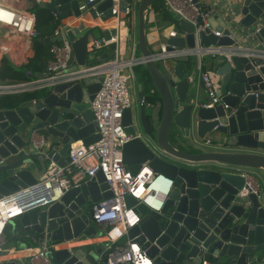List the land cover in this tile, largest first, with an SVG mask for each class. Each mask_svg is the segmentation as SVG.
Returning a JSON list of instances; mask_svg holds the SVG:
<instances>
[{
  "label": "water",
  "instance_id": "obj_1",
  "mask_svg": "<svg viewBox=\"0 0 264 264\" xmlns=\"http://www.w3.org/2000/svg\"><path fill=\"white\" fill-rule=\"evenodd\" d=\"M65 1L38 4L59 11ZM110 1L91 0L86 6L95 5L101 11ZM153 1L139 0L137 7L135 56L142 60L136 71L138 103L127 107L122 117L126 130L137 135L123 145V161L132 173L147 161L173 182L160 211L148 210L131 194L125 196L128 205L137 203L140 220L118 242L136 241L152 264H202V260L206 264H264V57H210L208 66L216 71L222 96L219 103L206 107L202 105L203 86L189 65L190 54L152 55L192 48L196 41L202 46L241 41L264 48V0H233L224 8L236 14L235 30L226 26L225 12L219 15L215 7L206 5L212 25L220 17L221 24L215 26L222 30L220 36L207 29L196 38L193 25L180 17L165 44L156 50L149 47L145 33V13ZM126 2L120 0L122 10ZM113 33V28L81 31L71 26L43 40L71 41L72 52L62 71L69 72L114 55V43L99 58H90L93 52L87 47L91 39ZM23 71L33 76L30 69ZM102 78L60 80L43 88L45 92L35 101L0 108V196L33 183L44 171L45 154L30 147L33 132L57 138L54 157L62 165L69 161L71 142L90 143L100 137L89 100ZM246 172L259 183L258 192L239 193ZM111 194L98 171L67 189L59 200L28 209L16 217L18 221L10 219L11 231L26 232L32 242L45 241L50 264H107L101 240L77 242L100 234L92 203ZM64 243L68 244L59 246ZM0 264L24 262L14 257Z\"/></svg>",
  "mask_w": 264,
  "mask_h": 264
},
{
  "label": "built area",
  "instance_id": "obj_2",
  "mask_svg": "<svg viewBox=\"0 0 264 264\" xmlns=\"http://www.w3.org/2000/svg\"><path fill=\"white\" fill-rule=\"evenodd\" d=\"M15 1V3H21L23 0ZM230 1L220 0V4L215 8L219 15L222 12L226 13V26L230 25V28L235 30V12L231 8L224 9L230 6ZM10 2V0H0L1 60L12 59V55L18 50L19 53L22 50L23 54L26 52L23 47L30 49L25 46V43L30 44L32 37L38 32L35 12ZM113 2V11L118 18L122 15L128 17L133 14L132 3H137V0H127L123 10L120 8V0H113ZM163 3L166 9L175 13L178 18H184L193 25L196 38L199 37L200 32H205L207 29L217 36L223 34L222 30L211 24L210 9L203 6L200 0H163ZM53 12L58 16L56 10ZM52 28L56 33L60 30L66 31L70 26L69 24H54ZM229 35L232 33L230 32ZM132 42L130 55L124 56L121 51L122 40L117 32L109 37H95L89 42V50L95 53L100 50L108 51L110 45L114 43V55L103 59H100L98 55L99 60L95 63L80 66L73 71L62 72L67 67V60L72 52L71 41L62 38L52 43L50 47L52 57L47 62L43 76L18 81L0 78V93H7L42 89L60 80L79 81L88 75L103 76L99 87L89 100L93 120L97 127L96 131L100 134L97 140L85 143L77 139L71 142L68 150L69 161L62 165L54 157L59 145L52 143L41 132L32 133L30 147L36 153L45 154L46 166L33 183L0 196V203L9 202L6 207L7 214L0 210V245L10 219L16 218L35 206H45L59 200L67 189L88 180L101 171L112 194L92 203V216L95 223L107 225L104 231L97 235L104 244L103 253L106 263L152 264L151 258L136 241L126 239L122 243L118 242L126 234L127 229L140 220L136 209L137 203L128 205L125 196L131 194L138 199V202L144 203L148 210L160 211L173 182L168 175L155 172L147 165V161L142 163L137 173H132L123 161V145L137 135L127 131L122 121L124 110L133 106L129 82L136 77L135 65L142 63L140 57L135 56L136 43ZM175 51H160L152 55L153 57L175 54L193 55L196 58L195 67L198 70L199 79L207 92V100L202 104L206 107L219 103L222 94L216 71L206 66L203 60L204 55L211 54L215 57L219 54L225 60H230L232 55L253 56L257 54L264 57V48L247 46L241 41L227 45L210 44L208 46H202L196 41L195 47H183ZM146 139L150 141V137ZM146 166L150 168V171L142 172ZM243 175L246 177V182L240 188L239 193L247 194L250 190L258 192L257 180L247 172ZM153 183H156L155 187L148 189ZM140 185L147 190L145 196L144 194L137 196V188ZM149 196L151 198H148ZM14 206L19 211L11 214ZM113 231L115 233H112ZM47 249L48 244L45 241L40 242L29 254L26 264H50L46 255ZM206 262L202 260V264Z\"/></svg>",
  "mask_w": 264,
  "mask_h": 264
},
{
  "label": "crops",
  "instance_id": "obj_3",
  "mask_svg": "<svg viewBox=\"0 0 264 264\" xmlns=\"http://www.w3.org/2000/svg\"><path fill=\"white\" fill-rule=\"evenodd\" d=\"M10 3L17 4L18 6L21 7H26L28 9L33 10V12H36L38 14H43L45 12H52L56 9H51L49 7H42L46 9H41L39 10L38 3L41 1H47V0H23L21 3H15V0H10ZM91 1V0H90ZM89 2V0H77V2H73L71 0H66L63 8L61 10H56L58 13V16L52 12L51 17L49 18V27L50 29H53L54 24L51 23L55 19L59 21V24H69L70 27L72 26L75 29L85 31V30H92V29H108V28H113L114 32H117V34L120 36L122 40V53H124V56H129L132 46L131 44L133 43L132 41H135L136 47H135V54L138 53V45H137V15L134 12L131 15H128V17L122 15L119 16L118 18L114 16V11H113V0L110 1V4L105 8L108 12L106 13V10H101L98 11L95 7V5L91 7H87L86 4ZM203 6L206 7V5H211V7H216L220 4V0H200ZM233 3V0L230 1ZM164 5V3H163ZM38 7V10L36 8ZM165 7V6H164ZM166 8V7H165ZM168 10V9H167ZM169 11V10H168ZM61 12H63L61 14ZM171 12V11H169ZM171 14L175 15V13L171 12ZM145 19H146V27H145V33L147 36L148 40V45L152 50H156L161 48L165 44V39L169 35L171 29L174 28V23L170 21L169 18L163 17L159 12L154 10L152 6H150L145 13ZM46 21L42 20H37L36 22V27L38 29H44ZM221 24L220 17L217 16L215 20V24L213 26H218ZM90 42V41H89ZM89 42L87 44V47L89 46ZM25 46H28L30 49L25 48L26 50V55L28 57V61H24L26 63H29L32 55H33V49H32V44L30 41L29 43H25ZM89 50V49H88ZM91 51V50H90ZM109 51V50H108ZM120 51V52H121ZM93 52V51H91ZM106 52L104 50L97 51L96 53L93 52L90 56V58H97L98 55H100ZM23 53L22 55H24ZM22 57L19 56L16 58V56L13 54L12 57V62L16 66L20 64L19 62H22ZM210 57H213L211 54H206L203 56V60L208 66V59ZM214 58V57H213ZM1 60V59H0ZM195 60L196 58L194 57V72H195V78L198 80V83L202 85L199 75H198V70L195 67ZM1 62V61H0ZM16 78H24V77H9L4 80H12V81H17ZM33 78H38V76L33 75ZM29 79L25 78L24 80ZM31 79V78H30ZM21 80V79H20ZM195 80V79H194ZM203 86V85H202ZM130 87H131V92H132V98H133V106H136L138 103L137 100V91H138V78L135 77V79H132L130 82ZM202 98L204 101L207 100V92L206 89L203 87V92H202ZM42 131V130H40ZM48 139L52 143H58L56 140L57 138H51L48 137ZM10 224V223H9ZM11 225V224H10ZM106 225L102 224L98 227L99 231L102 232L103 229L105 228ZM12 227V225H11ZM11 227L6 229L7 231L10 230V233L12 235H7V231H5L3 239L1 240V245H0V260H7V259H12L14 257L19 258L20 261L22 260L24 264L28 263V256L29 254L35 250V248L40 244V242H32L30 239V235L25 233V238L19 237V238H14V232L12 233ZM15 231V230H14ZM29 240V241H28ZM101 238L98 236L90 237L87 238L86 240H80L77 243H84L87 241H100ZM42 242V241H41ZM68 243L64 244H59V246H64L67 245ZM104 249V248H103Z\"/></svg>",
  "mask_w": 264,
  "mask_h": 264
},
{
  "label": "trees",
  "instance_id": "obj_4",
  "mask_svg": "<svg viewBox=\"0 0 264 264\" xmlns=\"http://www.w3.org/2000/svg\"><path fill=\"white\" fill-rule=\"evenodd\" d=\"M152 8L159 12L163 17L169 18L171 22L176 23L178 20L177 15L171 14L163 5V0H154L151 4ZM41 9H46L39 7V10ZM37 11L38 7L36 8ZM49 12H45L43 14H36V22L37 20H45V30L44 29H39L38 27V32L32 37L31 39V44H32V49H33V55L29 61V63L26 64L25 67L21 68V75L17 76L16 74V65L13 64L10 60L4 58L0 62V78H9L11 76L13 77H27L28 75L23 71L24 69H30L33 72V75L36 73L43 72L46 69L47 62L49 59L52 57V52L50 50V47L52 43L58 42V40L54 41H44L43 37L44 36H52L53 35V29H50L49 27ZM140 68V64L135 65V70L137 71ZM45 91L44 89H34V90H24V91H18V92H7V93H0V108L1 107H15L19 103L30 100V99H35L41 94H43ZM107 226V225H106ZM7 229V227H6ZM7 231V230H5ZM25 233L26 232H21L18 229H15L14 231V238H19V237H24L25 238ZM7 235H12L10 233V230L7 231ZM21 235V236H20ZM29 241V240H28Z\"/></svg>",
  "mask_w": 264,
  "mask_h": 264
},
{
  "label": "rangeland",
  "instance_id": "obj_5",
  "mask_svg": "<svg viewBox=\"0 0 264 264\" xmlns=\"http://www.w3.org/2000/svg\"><path fill=\"white\" fill-rule=\"evenodd\" d=\"M138 2H139V0H137V3H132V9H133V12H135L136 13V15H137V7H138ZM38 7H39V5H38ZM31 10V9H30ZM34 10V9H33ZM33 10H31V11H33ZM53 12V11H52ZM52 12H50L49 11V16L51 17V14H52ZM51 23H53V24H59V21L57 20V19H55L54 21H52ZM70 26V25H69ZM38 30V29H37ZM48 30H51V29H48ZM20 48H22V47H20ZM23 49H25L24 47H23ZM23 53H25L24 55H23V57H22V62H19L20 64H18L17 65V67H16V74H17V76H20L21 75V68H23V67H25L26 66V62H24V61H28V57H27V53L26 52H23ZM194 56L193 55H191V57H190V61H189V65L191 66V68L193 67L194 68ZM25 78H27V77H24V78H16L17 79V81L18 80H24ZM131 82V81H130ZM130 82H129V90H130V93H131V96H132V92H131V87H130ZM16 221H18V218H16ZM11 227V225L10 224H8L7 225V229L8 228H10ZM104 231V230H103Z\"/></svg>",
  "mask_w": 264,
  "mask_h": 264
},
{
  "label": "bare ground",
  "instance_id": "obj_6",
  "mask_svg": "<svg viewBox=\"0 0 264 264\" xmlns=\"http://www.w3.org/2000/svg\"><path fill=\"white\" fill-rule=\"evenodd\" d=\"M21 51L22 50H20V53H19V50L16 51V52H14V55L16 56V58L19 57V56L20 57L23 56L22 53H21ZM12 57H13V55H12ZM10 61L12 62V59H10ZM13 62H15V60H13ZM148 171H150V168L147 167V166L144 167V169L142 170V172H148ZM155 185H156V183L151 184L148 189H153L155 187ZM146 191L147 190L146 189L144 190L143 185H140L137 188V192H136V193H138L137 196H141L142 194H144V196H145ZM148 198H151V196H149ZM8 205H9V202H2V203H0V210H2L4 212V214H7L8 213V211L6 209V207ZM16 208L17 207H15V206L12 208L13 210H12L11 214H15V213H17L19 211V209H16ZM112 233H115V231H113Z\"/></svg>",
  "mask_w": 264,
  "mask_h": 264
}]
</instances>
